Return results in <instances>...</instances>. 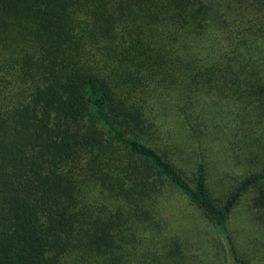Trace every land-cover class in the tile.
<instances>
[{"label":"trees","instance_id":"16d2710c","mask_svg":"<svg viewBox=\"0 0 264 264\" xmlns=\"http://www.w3.org/2000/svg\"><path fill=\"white\" fill-rule=\"evenodd\" d=\"M0 264H264V0H0Z\"/></svg>","mask_w":264,"mask_h":264}]
</instances>
